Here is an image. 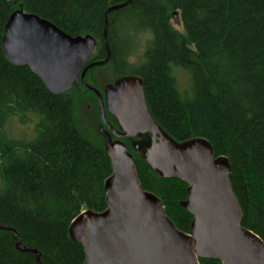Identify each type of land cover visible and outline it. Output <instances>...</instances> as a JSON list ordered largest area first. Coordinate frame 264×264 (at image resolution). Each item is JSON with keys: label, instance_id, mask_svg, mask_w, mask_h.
<instances>
[{"label": "trees", "instance_id": "1", "mask_svg": "<svg viewBox=\"0 0 264 264\" xmlns=\"http://www.w3.org/2000/svg\"><path fill=\"white\" fill-rule=\"evenodd\" d=\"M124 1L0 0V224L14 229L42 264L83 263L82 244L69 237L68 226L82 211L106 207L103 184L111 165L102 135L95 137L76 114L89 97L103 126L96 96L79 79L54 95L27 66L10 63L1 46L4 26L17 9L33 13L71 36L91 35L96 45L89 61H99L106 56L104 11ZM174 10L182 30L172 25ZM141 37V62L134 65L128 58ZM106 39L109 60L90 68L86 82L103 93L92 75L100 68L114 80L139 76L148 110L165 134L177 142L203 138L215 156L227 157L241 224L264 243V0H131L108 14ZM126 146L142 188L188 232L192 217L180 205L187 184L159 176ZM0 264H35V254L17 250L13 232L0 229Z\"/></svg>", "mask_w": 264, "mask_h": 264}, {"label": "water", "instance_id": "2", "mask_svg": "<svg viewBox=\"0 0 264 264\" xmlns=\"http://www.w3.org/2000/svg\"><path fill=\"white\" fill-rule=\"evenodd\" d=\"M131 0L110 5L104 11L103 60L89 61L96 40L89 34L71 36L52 22L17 9L11 13L1 41L4 56L16 66H27L54 95L77 84L97 99L99 126L111 174L104 180L106 207L86 209L69 224V237L82 244V264H199V258L219 264H264L262 239L241 224V209L228 179L227 157L215 156L207 140L196 137L177 142L152 118L145 101L142 79L137 75L116 78L103 88V95L85 80L86 72L107 63V17ZM178 18V11L171 19ZM107 113L116 120L111 125ZM112 136L115 138L113 139ZM121 138L134 139L130 147L161 177L187 184L180 205L191 215L189 231L179 230L166 215L161 200L142 188L133 155ZM138 140H137V139ZM15 248H25L17 232Z\"/></svg>", "mask_w": 264, "mask_h": 264}, {"label": "rangeland", "instance_id": "3", "mask_svg": "<svg viewBox=\"0 0 264 264\" xmlns=\"http://www.w3.org/2000/svg\"><path fill=\"white\" fill-rule=\"evenodd\" d=\"M171 22L176 29L182 30L179 18H177L176 20L171 19ZM144 41H145V37L137 38L136 40L137 43L132 49L128 58L130 63L135 65L141 62V51L144 46ZM92 75L95 77V80L98 81V83L102 84L103 87L114 80L108 68H100L96 70ZM94 112H95V103L89 97H85L84 101L77 106V110H76V114L77 116L80 117L83 124L88 126L92 130L95 137H98L97 135L102 134V132L98 127V120L96 119ZM12 129H15L16 131L14 132L15 134L18 133L21 134V127L17 122H16V128L14 127V122H13ZM13 137H16V135H13Z\"/></svg>", "mask_w": 264, "mask_h": 264}, {"label": "flooded vegetation", "instance_id": "4", "mask_svg": "<svg viewBox=\"0 0 264 264\" xmlns=\"http://www.w3.org/2000/svg\"><path fill=\"white\" fill-rule=\"evenodd\" d=\"M104 88V87H103ZM102 95H103V93H102ZM104 96V95H103ZM112 138L114 139L115 137L114 136H112ZM137 139V138H136ZM138 140V139H137ZM133 141H134V139L132 138V139H126V143L127 144H129V145H131V143H133Z\"/></svg>", "mask_w": 264, "mask_h": 264}]
</instances>
